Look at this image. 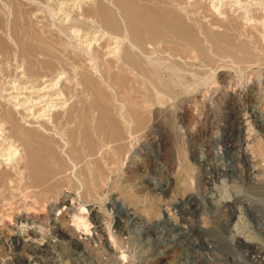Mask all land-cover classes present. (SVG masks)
Listing matches in <instances>:
<instances>
[{
    "label": "rangeland",
    "instance_id": "obj_1",
    "mask_svg": "<svg viewBox=\"0 0 264 264\" xmlns=\"http://www.w3.org/2000/svg\"><path fill=\"white\" fill-rule=\"evenodd\" d=\"M63 1L0 0V264H264V0H131L180 12L203 49L177 37L172 50L158 43L147 62L175 86L154 102L142 100L143 77L119 69L122 60L115 78L104 72L115 56L107 47L141 53L118 3ZM100 1L120 30L84 11ZM214 34L233 47L216 48ZM23 136L42 151L48 174L39 184L29 179ZM77 199L87 203L82 213Z\"/></svg>",
    "mask_w": 264,
    "mask_h": 264
},
{
    "label": "bare ground",
    "instance_id": "obj_2",
    "mask_svg": "<svg viewBox=\"0 0 264 264\" xmlns=\"http://www.w3.org/2000/svg\"><path fill=\"white\" fill-rule=\"evenodd\" d=\"M76 1V0H75ZM75 1H71V0H65V1H63L62 3L64 4V3H66V5H68L69 3L71 4L72 2H73V4H74V6H75V3H77V1L75 2ZM86 0H78V3L79 2H85ZM117 3H118V5H119V7L122 9V12H123V15H124V17L126 18V21H127V26H128V29H129V35H130V39H131V41H132V43L135 45V46H137L138 47V49H140L141 51V53L140 54H136L133 50H132V47L130 48L128 45H126V44H122V46L121 45H116L117 47H115V46H109V47H107L104 51L105 52H109V53H112L113 55H115L114 56V58L112 59H109V58H107L106 59V68H105V70H104V72L109 76L110 75V72L113 70V64L115 65L116 64V62H118V61H120V60H122V63L119 65V69H123V70H125L126 72H134V71H137L138 72V74H140L141 76H139V77H143V80L141 81L140 80V82H136V83H138L139 85H137V86H139V90H140V96H141V98H142V100L144 101V102H147V101H150V102H154V101H158V100H160V97L158 96V94H160V93H162V92H168L169 93V91H172L173 89H174V86H175V84H174V81L172 80V79H170V77H168L167 78V76H164V74H162L161 73V71H160V67H159V65H158V63H156L155 62V60L154 61H150V62H147V59H146V57H148L149 58V55L152 53V51L154 50H157V45H158V43H162V45H161V49L160 50H172V48H174V47H171L172 45L174 46L176 43L174 42H170V44H167V43H169L168 42V40H170V39H172V38H178V39H180L181 41H182V43L183 42H185L186 43V46L188 45L187 43H189L190 45H192L196 50H197V52L198 53H200V55H201V53L203 54V49H201V45H200V43H199V36L197 37L195 34H197L196 32H195V34H194V32H193V28H191L187 23H184V20H183V18H182V15H180L179 13H176L175 11H173V10H168V9H165V8H162V7H159V6H150V7H144V6H140V5H136L135 3H133L131 0H115ZM77 3V5H80V3L78 4ZM58 5V4H57ZM62 5V4H61ZM88 5V4H87ZM91 6V4H89V7L88 8H84V11L87 13V14H98L99 15V17L101 18V20L104 22V24L106 25L105 27L108 29H111V30H115V31H117V30H120V24H119V22L117 21V19H116V17H115V15H114V13L110 10V8L109 7H107V5L104 3V2H102V1H100V2H98V4H97V6H96V8H91L90 7ZM59 7V6H58ZM61 7V6H60ZM59 7V8H60ZM63 7V6H62ZM61 7V8H62ZM79 6H77V8H78ZM85 7V6H84ZM76 8V9H77ZM79 9V8H78ZM83 10V9H82ZM33 14V13H32ZM50 16V15H49ZM184 16V15H183ZM64 17V16H63ZM19 26V25H18ZM18 26H17V28H18ZM100 26V25H99ZM20 27V26H19ZM35 27V26H34ZM33 26H32V28L33 29H36V30H38L37 28H34ZM71 27V26H70ZM103 28H104V26H103ZM102 30V29H101ZM200 30V29H199ZM208 30V29H207ZM18 31H19V29H18ZM209 31H212V30H209ZM214 31V30H213ZM91 32V31H90ZM89 32V33H90ZM98 32V31H97ZM42 33V32H41ZM107 33V32H106ZM211 33V32H210ZM222 33V32H221ZM17 34V33H16ZM39 34V33H38ZM43 34V33H42ZM110 34V33H109ZM112 34V33H111ZM128 34V33H127ZM35 35V34H34ZM95 35H96V33H95ZM100 35H102L101 33H100ZM37 36V35H36ZM41 35H39V37H40ZM85 36V35H84ZM38 37V38H39ZM42 37V36H41ZM55 37V36H54ZM59 37V36H58ZM86 37V36H85ZM90 37H91V35H90ZM115 36H109V38H112L111 40L113 41V38H114ZM172 37V38H171ZM37 38V37H36ZM51 38V37H50ZM104 38V37H103ZM211 40H212V44H214L215 46H216V48H224V50H226L227 49V47H229V49H231L230 47L232 46L231 44H230V42H229V40H228V37H226V36H224V34L221 36V35H217V34H214V35H211ZM41 39V38H40ZM100 39V38H99ZM117 39V38H116ZM177 39V40H178ZM2 40V39H1ZM39 40V39H38ZM56 40V39H55ZM59 40V39H58ZM42 41V40H41ZM44 41V40H43ZM87 41V40H86ZM179 41V40H178ZM1 42V41H0ZM3 42V41H2ZM1 42V43H2ZM40 42V41H39ZM56 42V41H55ZM54 42V43H55ZM118 42V44L119 43H121L122 41L121 40H118L117 41ZM202 42V41H201ZM83 43V42H82ZM90 43V42H89ZM112 43V42H111ZM172 43V44H171ZM181 43V44H182ZM225 43V45H226V47L223 45V44ZM40 44H42V43H40ZM45 44V43H44ZM43 44V45H44ZM92 44V43H91ZM108 44V43H107ZM106 44V45H107ZM179 44H180V42H179ZM236 44V43H235ZM52 45H53V43H52ZM89 45V44H88ZM169 45H171V46H169ZM2 46V45H1ZM8 46V45H7ZM7 46H5V48L7 47ZM42 46V45H41ZM45 46V45H44ZM46 46H48V45H46ZM177 46V45H176ZM43 47V46H42ZM136 47V48H137ZM191 47V46H190ZM190 47H188V48H190ZM233 47V46H232ZM235 47H237V46H235ZM48 48H49V46H48ZM54 49H57V47L55 48V47H53ZM178 48H180V50L183 48V50H185V48L186 49H188L187 47H185V46H182V45H180V47H178ZM178 48H177V50H174V51H176L177 53L179 52V50H178ZM226 48V49H225ZM245 48H246V46H245ZM87 49V48H86ZM135 49V48H134ZM175 49V48H174ZM233 50H234V48H232ZM247 49V48H246ZM7 50V49H6ZM94 50V49H93ZM116 50H119L118 52H119V54L118 53H116ZM2 51H3V47H2ZM36 51V50H35ZM39 51V50H38ZM41 51H43V50H41ZM55 51V50H54ZM90 51V50H89ZM228 51V50H227ZM231 52H232V50H230ZM251 51V50H250ZM37 52V51H36ZM103 53V54H107V53ZM165 52H167V51H165ZM188 52V51H187ZM196 52V51H195ZM229 52V51H228ZM245 52V51H244ZM247 52V51H246ZM44 53V52H43ZM57 53H58V51H57ZM146 55H145V54ZM177 53H175V55H177ZM248 53V52H247ZM247 53H245V54H247ZM250 54V53H249ZM179 55V54H178ZM181 57V56H180ZM175 58H177V56L175 57ZM96 59V58H95ZM157 61V60H156ZM46 62V61H45ZM158 62V61H157ZM46 65H47V63H46ZM118 65V64H117ZM163 67V66H162ZM163 69V68H162ZM165 69V68H164ZM34 70V69H33ZM166 70V69H165ZM125 71H124V73H125ZM171 71V70H170ZM86 74H87V72H86ZM112 74H113V77H114V72H112ZM112 74L110 75V76H112ZM133 74V73H132ZM135 74V73H134ZM176 74V73H175ZM89 75V74H88ZM125 75V74H124ZM123 75V76H124ZM87 76V75H86ZM107 76V77H108ZM127 76V75H126ZM126 76H124V77H126ZM133 76V75H132ZM137 76V75H136ZM175 77H176V75H174ZM129 77V76H128ZM138 77V76H137ZM115 78V77H114ZM114 78H113V80H114ZM127 78V77H126ZM136 78V77H135ZM134 78V79H135ZM90 79V78H89ZM105 79H106V77H105ZM131 79V78H130ZM138 79V78H137ZM137 79H135V80H137ZM116 81V83L117 84H120V85H122V86H124L125 84V82H126V80H125V78H123L122 77V75H118L117 77H116V79H115ZM133 80V79H132ZM178 80V79H177ZM44 81V80H43ZM107 81V80H106ZM49 82V81H48ZM92 82H93V80H92ZM96 82V81H95ZM114 82V81H113ZM115 82H114V84H115ZM40 83V82H39ZM38 83V84H39ZM127 83H128V81H127ZM129 83H130V80H129ZM35 84V83H34ZM37 84V85H38ZM45 84V83H44ZM89 84V83H88ZM124 84V85H123ZM43 85V84H42ZM116 85V84H115ZM25 86V85H24ZM36 86V85H35ZM101 87H102V85H100ZM129 86H131L130 84H129ZM28 87V86H27ZM91 87V86H90ZM132 87V86H131ZM49 88V87H48ZM92 88H94V87H92ZM123 88H125V87H123ZM44 89V86H42V87H34V91H37V92H39V94H40V92L42 91ZM50 89V88H49ZM137 89H138V87H137ZM30 90V89H29ZM28 90V91H29ZM46 90V89H45ZM45 90H43V91H45ZM31 91H32V89H31ZM52 91V90H51ZM3 92V91H2ZM1 92V94H3ZM46 92H48V91H46ZM53 92V91H52ZM177 92V91H176ZM7 93V92H6ZM9 93V92H8ZM31 93H33V91L31 92ZM30 93V94H31ZM35 93V92H34ZM45 93V92H44ZM53 93H55V92H53ZM178 93V92H177ZM25 95V94H24ZM33 95V94H32ZM32 95H28V96H26V99L28 100V98H30V97H32ZM37 95V94H36ZM18 96H19V94H18ZM35 96V95H34ZM33 96V97H34ZM47 95H40L39 96V98L41 99L40 101H43V98L44 97H46ZM17 97V96H16ZM50 97V96H49ZM48 97V98H49ZM13 98V97H12ZM19 98V97H18ZM21 98V97H20ZM23 98H24V96H23ZM38 98V97H37ZM51 98V97H50ZM2 99V98H1ZM7 99V98H6ZM11 99V98H10ZM10 99H8L7 101H10ZM14 99V98H13ZM25 99V98H24ZM31 99V98H30ZM140 99V98H139ZM39 100V99H38ZM38 100H33L34 102H38ZM4 101V100H3ZM11 101H13V100H11ZM11 101L9 102V103H11ZM18 101V100H17ZM22 101V100H21ZM26 101V100H25ZM28 101H30V100H28ZM24 102V101H23ZM33 102V103H34ZM1 103V102H0ZM7 103V102H6ZM5 103V104H6ZM17 104H18V102H16ZM25 103H27V102H25ZM21 104L22 103H20V105L18 104V106H21ZM24 104V103H23ZM51 104V103H50ZM147 104V103H146ZM34 105V104H33ZM145 105V104H144ZM17 106V107H18ZM52 106V105H51ZM146 106V105H145ZM25 107V106H24ZM36 107V106H35ZM61 107V106H60ZM29 108H31V107H29ZM33 108V107H32ZM32 108H31V110H32ZM7 109V108H6ZM24 109V108H23ZM26 109V108H25ZM28 109V108H27ZM40 109V108H39ZM8 111H9V109H7ZM12 111V110H11ZM10 112V111H9ZM13 112V111H12ZM32 112V111H31ZM40 112V111H39ZM5 113H6V111H5ZM5 113H3V115L4 116H6L5 115ZM38 113V112H37ZM14 114V113H13ZM13 114H11V115H13ZM47 114V113H46ZM11 115H10V117H11ZM14 117V116H13ZM42 117V116H41ZM16 118V117H15ZM15 118H9V124L11 123V128H12V130L13 129H18V128H20V123L18 122V121H16L15 120ZM48 118V117H47ZM35 119V118H34ZM3 120V119H2ZM6 121H7V119H6ZM41 121V120H40ZM37 122H39V121H37ZM1 123V122H0ZM6 123V122H5ZM5 123H4V125H5ZM44 123V122H43ZM46 123V122H45ZM102 125H103V123H101ZM113 124V123H112ZM112 124H111V126H112ZM115 124V123H114ZM48 124H46V126H47ZM101 125V126H102ZM107 125V124H106ZM27 126V125H26ZM25 126V127H26ZM35 126V125H34ZM33 126V127H34ZM40 126L42 127V124H40ZM39 126V127H40ZM45 126V125H44ZM104 126H105V124H104ZM103 126V127H104ZM114 126V125H113ZM112 126V127H113ZM3 127V126H2ZM2 127H0V128H2ZM102 127V128H103ZM107 127V129L109 128V125L108 126H106ZM116 127V126H115ZM118 127V126H117ZM29 128V127H28ZM119 128V127H118ZM117 128V129H118ZM25 129V128H24ZM36 129V128H35ZM35 129L33 130V131H35ZM113 130H114V127L112 128ZM31 130V129H30ZM42 130V129H41ZM104 130H106V129H104ZM123 130V129H122ZM29 131V130H28ZM32 131V132H33ZM108 131H109V129H108ZM107 131V132H108ZM120 131V130H119ZM10 132V131H9ZM14 132V131H13ZM27 132V131H26ZM36 132H38V130L36 129ZM44 132V131H43ZM43 132H40V133H43ZM113 133H115V131L113 132ZM112 133V134H113ZM123 133V132H122ZM6 134V133H5ZM17 134V133H16ZM21 134V133H20ZM25 134V133H24ZM31 134V133H30ZM39 134V133H38ZM47 134H49V133H47ZM56 134V133H55ZM73 134V133H72ZM111 134V135H112ZM35 135V134H34ZM114 135H117V134H114ZM14 136H17V135H15L14 134ZM39 136V135H38ZM37 136V138H39V137H41V136H45V135H42V134H40V136L38 137ZM46 136H50V135H46ZM45 136V137H46ZM7 137V136H6ZM10 137H11V134H10ZM18 137H19V139H20V136L18 135ZM17 137V138H18ZM24 137V136H23ZM35 137H36V135H35ZM52 137V136H51ZM16 137H14V139H15ZM32 138H34V137H32ZM6 139V138H5ZM8 139V138H7ZM11 140H12V137H11ZM18 140V139H17ZM8 141H10V138H9V140ZM7 141V142H8ZM13 141V143L10 145V143H9V146H11L12 147V151L14 152H12V154H17L18 155V153L20 154V152L18 151L19 150V147L18 146H16V144L17 143H15V141L14 140H12ZM19 141V140H18ZM17 141V142H18ZM3 142V141H2ZM1 142V143H2ZM6 142V143H7ZM33 141H30L29 140V138H27V137H24V138H22V142L20 141V143H22V146H20V149H22L23 150V152L25 153H27V156H26V154H24V156H26V163H25V165L27 166V168H28V170H29V173L28 172H26V173H28L29 174V176H30V178L29 177H27V178H29V179H33V181H34V183L36 184V182L35 181H37V183L39 184V182L38 181H40V180H42L43 179V177H45L44 175V173H47L46 172V170H45V165H42L38 160L39 159H37V157H39V156H41V153H42V151L40 150V149H38V147H36L35 145H34V143H32ZM47 143H49V142H47ZM3 144V143H2ZM5 144V143H4ZM36 144H38V145H40L39 143H36ZM43 145H44V143H42ZM8 145V144H7ZM18 145V144H17ZM45 145L46 146H48L49 144H46L45 143ZM50 145H51V142H50ZM67 145V144H66ZM41 146V145H40ZM54 146V145H53ZM2 147V146H1ZM10 147V148H11ZM44 147V146H43ZM49 147V146H48ZM52 147V146H51ZM9 148V147H8ZM47 148V147H46ZM53 148V147H52ZM1 149V148H0ZM43 149H45V148H43ZM54 149V148H53ZM4 150V149H3ZM3 150H1V151H3ZM8 150V149H7ZM46 150V149H45ZM50 150V149H49ZM48 150V151H49ZM245 150V149H244ZM0 151V152H1ZM55 151V150H54ZM9 152H10V150H9ZM52 153H53V151H51ZM4 153H6V150H5V152ZM4 153H3V155H4ZM44 153H45V151H44ZM50 153V152H49ZM51 153V154H52ZM8 154V153H7ZM10 154H11V152H10ZM46 154V153H45ZM55 155H56V153H54ZM89 154V153H88ZM93 154V153H92ZM9 155V154H8ZM47 155V154H46ZM53 155V154H52ZM51 155V156H52ZM91 155V154H90ZM21 156V155H20ZM48 156V155H47ZM46 156V157H47ZM4 157V156H3ZM44 157V156H43ZM15 158H16V156H15ZM1 159V158H0ZM2 159H4V158H2ZM2 159H1V161H2ZM6 159V158H5ZM8 159H9V157H8ZM44 159V158H43ZM47 159V158H46ZM16 160V159H15ZM17 161V160H16ZM42 161H44V160H42ZM18 162V161H17ZM25 162V161H24ZM44 162H46V161H44ZM93 162H94V160H93ZM1 163V162H0ZM21 163V162H20ZM96 163V162H95ZM22 164V163H21ZM24 164V163H23ZM44 164V163H43ZM12 165H14V164H12ZM48 165V164H47ZM47 165H46V168H47ZM14 166H16V165H14ZM50 166V165H49ZM92 166V165H91ZM96 166H98V164H96ZM25 168V167H24ZM90 168V167H89ZM99 168V167H98ZM8 169H9V167H8ZM19 169V168H18ZM48 169L49 170H51L52 169V171H54L55 169H53L52 167H51V169L48 167ZM47 169V170H48ZM88 169V168H87ZM93 169H94V167H93ZM27 170V169H26ZM27 170V171H28ZM85 170V169H84ZM95 171H97V170H94V172H93V174L94 173H97V172H95ZM14 172H16V171H14ZM23 172V171H22ZM87 172H89V171H87ZM20 173H21V170H20ZM26 173H25V176H27L26 175ZM82 173H84L83 172V169H82ZM85 173H86V170H85ZM14 174V173H13ZM18 175H19V173H17ZM48 174V173H47ZM46 174V175H47ZM52 174V173H51ZM88 174V173H87ZM0 175H1V173H0ZM21 175H22V173H21ZM85 175V174H84ZM89 175V174H88ZM95 176H96V174H94ZM23 176V175H22ZM9 177V176H8ZM19 177V176H18ZM17 177V178H18ZM84 177V176H83ZM86 177V176H85ZM84 177V181H87V179ZM88 177V176H87ZM4 178V177H3ZM2 178V179H3ZM22 178V177H21ZM21 178H20V180H21ZM46 178V177H45ZM96 178H98V176L96 177ZM5 179V178H4ZM6 179H7V177H6ZM9 179H10V177H9ZM89 179V178H88ZM99 179V178H98ZM23 180V179H22ZM28 180V179H27ZM46 180V179H45ZM95 180V179H94ZM12 181V180H11ZM24 181V180H23ZM22 181V182H23ZM31 181V180H30ZM43 181V180H42ZM90 181V180H89ZM88 181V182H89ZM2 182V181H1ZM17 182V181H16ZM29 183V181H26V182H24L25 184L26 183ZM12 183V182H11ZM18 183H21V182H18ZM95 183H98L97 181L95 182ZM1 185H2V183H0ZM43 184V183H42ZM54 184V183H53ZM56 184V183H55ZM84 184H86V182L84 183ZM91 184V183H90ZM9 185V184H8ZM27 185V184H26ZM52 185V184H51ZM14 186V185H13ZM30 186V185H29ZM37 186V185H36ZM83 186V185H82ZM92 186V185H91ZM90 186V187H91ZM16 187H18V186H16ZM89 187V188H90ZM10 188V187H9ZM13 188V187H12ZM50 188V187H49ZM52 188H53V186H52ZM55 188V187H54ZM84 188H86V187H84ZM20 189V188H19ZM48 189V188H47ZM13 190H16V189H13ZM50 190V189H49ZM81 190V189H80ZM86 190V189H85ZM4 191H5V189H4ZM79 191V190H78ZM77 191V192H78ZM83 191V190H82ZM9 192H10V190H9ZM3 193V192H2ZM1 194V193H0ZM10 194H11V192H10ZM80 194H82V193H80ZM1 197H3V195H1ZM6 197H9V196H6ZM16 197V196H15ZM14 197V198H15ZM67 197V196H66ZM66 197H61L62 198V203L64 202L65 203V201H66ZM81 197V196H80ZM17 199V198H16ZM81 199V198H80ZM80 199H77V200H75V204L74 205H76V206H78V207H76L78 210H79V212H81L82 213V211L85 209V205H87V203L84 201V203L82 204V203H79L78 201L80 200ZM1 200V199H0ZM82 200V199H81ZM59 201V200H58ZM12 202V201H11ZM11 202H9V203H11ZM14 202V201H13ZM12 202V203H13ZM57 202V201H56ZM72 202H74V201H72ZM83 202V201H82ZM6 203V202H5ZM4 203V204H5ZM8 203V202H7ZM6 203V204H7ZM11 203V204H12ZM5 204V205H6ZM10 204V205H11ZM58 204V203H57ZM1 205V204H0ZM17 205V204H16ZM18 205H19V202H18ZM80 205H82V206H80ZM7 206L9 207V205L7 204ZM8 207H7V209H8ZM13 207V206H12ZM19 207V206H18ZM71 207H72V204H71ZM75 207V206H74ZM81 207V208H80ZM0 208H2L1 206H0ZM15 208H16V206H15ZM60 208H62V207H60ZM6 209V210H7ZM59 209V208H58ZM14 210V209H13ZM75 211H76V209H75ZM2 212V211H1ZM0 212V213H1ZM77 212V211H76ZM6 213H7V211H6ZM24 216H25V214H23ZM29 216V215H28ZM82 216H84L83 214H82ZM81 216V217H82ZM19 217V216H18ZM21 218V217H20ZM29 218V217H28ZM31 218V217H30ZM23 219V218H22ZM36 222H38V219H33V217H32V220H30V223L29 224H31V223H36ZM39 224H40V220H39V222H38ZM38 224V225H39ZM21 225H22V227H23V225H26V223L24 224H22L21 223ZM32 225V224H31ZM34 225V224H33ZM36 225V224H35ZM41 225V224H40ZM39 225V226H40ZM42 225H43V222H42ZM18 227V226H17ZM16 227V228H17ZM26 229H29L30 230V228L31 227H29L28 226V223H27V225H26ZM34 227V226H33ZM38 227V226H37ZM25 228V227H24ZM34 229H36V228H34ZM38 230V229H37ZM86 230V229H85ZM38 231H40V230H38ZM21 233H22V230H20V231H18V237L21 235ZM31 233L33 234V235H35L37 232L36 231H34V230H32L31 231ZM38 234V233H37ZM76 235V234H75ZM76 239H78V241L79 240H81V237L80 236H78V235H76ZM17 240H19V238H17ZM26 241V240H25ZM243 242L244 243H248V241L247 240H243ZM250 245V244H249ZM22 246H24V243H23V245ZM23 248V247H22Z\"/></svg>",
    "mask_w": 264,
    "mask_h": 264
}]
</instances>
